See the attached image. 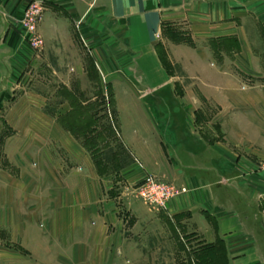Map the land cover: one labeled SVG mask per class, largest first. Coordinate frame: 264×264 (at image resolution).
<instances>
[{
  "label": "crops",
  "instance_id": "0c3cea01",
  "mask_svg": "<svg viewBox=\"0 0 264 264\" xmlns=\"http://www.w3.org/2000/svg\"><path fill=\"white\" fill-rule=\"evenodd\" d=\"M28 1L0 0V264H264V85L225 67L264 56V0H39L40 56L108 77L118 180L185 188L154 212L123 196L125 225L67 108L29 85Z\"/></svg>",
  "mask_w": 264,
  "mask_h": 264
},
{
  "label": "rangeland",
  "instance_id": "374dc122",
  "mask_svg": "<svg viewBox=\"0 0 264 264\" xmlns=\"http://www.w3.org/2000/svg\"><path fill=\"white\" fill-rule=\"evenodd\" d=\"M22 16L23 11L19 19V24L22 29V38L34 54L36 53L38 55L32 56V58H37H34L36 62L33 67H31V71H29V85L33 83L32 85H34L35 88L40 91L41 96L46 99L45 110L49 112H58L63 105L67 108V112L64 115V122L72 128L73 132L70 133L73 134L79 144L88 151L91 157H100L106 164L107 173L111 175L107 182L110 188L106 189L105 193L101 194V197H120V201L117 203V215L123 225H125L127 221V217L122 220L125 209L120 202L123 196H130L132 200L140 202L146 209L152 212L162 209L160 207L154 208L148 206L141 198L131 192L133 186L138 184L146 174L152 175L151 173L145 172L141 179L135 184H129L118 180V177L114 173V171H118V167H121V164L127 160V152L118 139L116 121L113 111L108 104L109 98L106 92L108 77L104 74L103 76L97 75V78L91 75L80 79L78 77L66 75L67 70L71 71V68L70 66H66L65 63H58V56H40V52L43 49V40L38 30L37 34L42 40L40 47L35 49L29 44L26 39L28 37L27 29L21 21ZM225 57L227 61L229 56ZM222 62L223 61H221V63ZM231 62L232 65L226 62L225 67L230 68L232 74L240 78L241 82L239 81L240 83H238V85L241 88L243 86L255 84L264 85V56H243V61H233L232 59ZM243 63L245 65V72L247 73L240 75L238 68H241L240 64L243 65ZM85 122H89V127H87L88 131L86 133L76 129L75 124H82ZM87 137L89 138L88 140ZM136 163L139 165L138 162ZM260 164L264 165V161L262 160V162L256 165L257 170L264 174V169L260 168ZM156 179L164 181L158 178ZM121 193H123V195Z\"/></svg>",
  "mask_w": 264,
  "mask_h": 264
},
{
  "label": "built area",
  "instance_id": "2783aa9c",
  "mask_svg": "<svg viewBox=\"0 0 264 264\" xmlns=\"http://www.w3.org/2000/svg\"><path fill=\"white\" fill-rule=\"evenodd\" d=\"M43 4L39 0H29L23 10L22 24L27 29V40L29 44L38 49L42 40L37 34V25L40 22ZM264 169V165L260 164ZM185 188L174 185L173 183L157 180L154 176L146 174L142 180L131 188L134 195L150 207L163 208L167 200L181 192Z\"/></svg>",
  "mask_w": 264,
  "mask_h": 264
},
{
  "label": "trees",
  "instance_id": "16d2710c",
  "mask_svg": "<svg viewBox=\"0 0 264 264\" xmlns=\"http://www.w3.org/2000/svg\"><path fill=\"white\" fill-rule=\"evenodd\" d=\"M64 125H66V127L69 129V131L71 133L73 132L72 128L68 124L65 123ZM75 127H76V129H79L82 132L86 133L88 131L87 127H89V122H85V123H82V124H79V123L75 124ZM85 133H84V135H85ZM88 139L89 138L87 137V140ZM91 140H92V138H91ZM87 148L89 149V146ZM92 158H93V162L95 163V166H96L97 170L99 172H104L106 170V164L103 162V160L100 157H92Z\"/></svg>",
  "mask_w": 264,
  "mask_h": 264
}]
</instances>
